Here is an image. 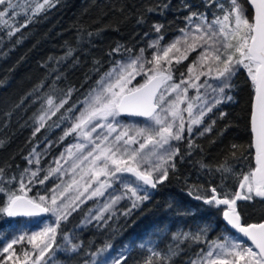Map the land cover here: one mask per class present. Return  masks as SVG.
<instances>
[{"label": "snow or ice", "instance_id": "snow-or-ice-1", "mask_svg": "<svg viewBox=\"0 0 264 264\" xmlns=\"http://www.w3.org/2000/svg\"><path fill=\"white\" fill-rule=\"evenodd\" d=\"M58 3L59 0H35L34 7L30 6V14L25 13L27 22L15 27L11 22L20 15L16 11L20 5L13 0H0V25L8 27V35L11 36L20 27L31 23L35 16ZM205 3L206 6L215 4L221 14H214L209 20L205 13H190L186 17L188 25L180 30L182 34L179 37L164 46L160 44L163 35L151 41L149 47L156 50L151 58L144 55V48L136 55L131 54V49H126L129 55L121 56L102 73L95 87L89 89L79 104L73 103L61 113L60 120H69L71 125L64 130L61 139L75 133L79 142L61 153L55 160V168L49 167L42 178H38L44 171L40 167L34 170L25 168L19 177L7 178L0 169V194L5 197L0 203V216L31 218L51 214L55 218L52 223L41 222L43 226L37 230L20 231L6 242L0 249V255H7L0 258V264H49L51 257L45 258L56 245L61 222L77 211L80 204L104 196L114 183L121 185L123 192L120 195L109 193L108 202L95 214L89 210L86 221L104 220L106 223L104 213L121 199L131 201L130 207L123 212L125 216L147 201L151 196L149 189H156L168 180L170 170L175 171L176 157L183 159L180 142L185 139H188L187 155H191L194 126L196 135L211 131L215 119L209 117L211 123L204 124V118L220 104L233 100L230 93L235 87L234 78L241 70L246 72L254 92L250 116L253 142L250 147L255 150V167L247 174H241L239 190L234 193L225 190L218 194L213 187L210 195H195V199L206 205L226 206L221 210L223 218L241 236L229 234L211 242L204 239L205 248L200 249L189 264H264V223L242 225L237 211V201L264 200V0H249L253 9L251 16L239 0H228L227 7L220 0H205ZM157 10L159 8L148 9L149 12ZM153 27L160 32L163 25ZM112 51L120 53L121 47ZM191 52L197 55L187 66V78L181 72V79L175 82L172 61L180 64L188 59ZM170 53L176 55L170 57ZM162 61L166 63L162 65ZM202 76L206 79L201 82ZM190 88L195 89L192 97L188 96ZM71 93L72 89H69L59 103L52 98L47 99L48 108L38 117L40 127L44 126L46 117L55 116L64 108ZM65 113L72 115L69 117ZM224 115L222 110L218 111V118ZM121 116L140 117L143 121H122L119 119ZM202 124L204 127L201 129L199 126ZM40 127L35 131H40ZM33 155L35 158L28 159V163L39 165V154ZM64 164H69V167L65 169ZM217 171L230 173L231 168L221 165ZM53 175H57L59 183L47 188L44 194L28 195L32 186L45 184ZM65 175L70 179L64 181ZM13 184L17 187L13 188ZM188 194L193 195L191 191ZM24 228L27 229L28 225ZM208 231L205 224L194 231L174 234L176 243L167 252H160L150 242H141L135 247L147 254L144 264H157V261L159 264H172L185 243L201 242ZM25 240L31 245V251L22 249L17 252L14 246ZM62 240V244L56 245L60 251L72 254L81 248L67 235ZM247 241H251V245ZM110 247L106 245V248ZM133 248L125 245L117 255L98 259L105 251L100 249L92 254L91 264H124Z\"/></svg>", "mask_w": 264, "mask_h": 264}, {"label": "trees", "instance_id": "trees-1", "mask_svg": "<svg viewBox=\"0 0 264 264\" xmlns=\"http://www.w3.org/2000/svg\"><path fill=\"white\" fill-rule=\"evenodd\" d=\"M220 2L228 6V0ZM239 2L251 16L246 0ZM34 4L35 0L21 3L16 9L20 15L11 22L13 26L19 27L27 22L25 13L30 14V6L34 7ZM149 8L159 10L149 12ZM192 12L205 13L209 20L214 14H221L215 4L206 6L205 0H59L56 7L41 12L11 36L8 35V27L1 25L0 169H3L4 176L19 177L27 168L33 152L52 139L64 122L60 120L61 113L69 105L79 104L89 89L95 87L102 73L121 56L129 55L126 49H131V54L136 55L144 48L147 57L153 50L149 44L158 36L163 35L160 44L164 46L182 34L180 30L188 25L186 17ZM156 24L163 25L160 32L155 31L153 25ZM118 46L121 52H113ZM196 55V52H191L188 59L180 64L172 61L175 82L181 79V72L187 78V66ZM202 79L206 77L202 76ZM234 84L230 93L233 100L220 104L204 118V124L211 123L209 117L215 119L211 131L199 136L193 134L191 155H187L188 139L180 142L183 159L176 157L175 171L170 170L168 180L156 189H149L151 196L147 201L127 216H113L106 223L81 227L94 206V201H89L62 221L57 230L56 245L67 235L81 248L77 253H58L55 263L87 264L93 253L108 249L106 245H110L116 254L123 246L132 245L133 251L124 264H144L147 254L135 247L141 242H150L160 252H167L176 243L174 234L194 231L206 224L209 227L206 237L199 243H185L172 261V264H189L200 249L205 248L204 239L211 242L229 234L240 237L224 226L221 210L225 207L209 206L195 199L197 194L210 195L213 187L218 194L225 190L234 193L239 190L241 174H247L255 167L250 147L253 88L244 70L234 78ZM69 89L72 93L68 103L40 127L38 117L46 110L47 99L52 98L58 103ZM194 92L190 88L188 96L192 97ZM219 110L225 113L222 118H218ZM38 127L40 131L36 132ZM60 147L61 144L45 160L52 158ZM221 165L230 167L231 172L217 171ZM190 191L193 193L191 196L188 194ZM35 194V188L28 193L29 196ZM4 199L0 194V203ZM237 211L242 225L261 223L264 220V200L237 201ZM32 219L0 216V249L23 222ZM23 244L17 245L15 250L20 252Z\"/></svg>", "mask_w": 264, "mask_h": 264}, {"label": "rangeland", "instance_id": "rangeland-1", "mask_svg": "<svg viewBox=\"0 0 264 264\" xmlns=\"http://www.w3.org/2000/svg\"><path fill=\"white\" fill-rule=\"evenodd\" d=\"M13 1H16L18 3H25L27 0H13ZM1 26V25H0ZM151 48V47H150ZM153 49V48H152ZM156 50L153 49L151 50V54L148 55L147 57L148 58H151L152 54L155 52ZM176 55L175 53H170V57L171 56H174ZM166 62L162 61V65L165 64ZM203 81L202 77H201V82ZM195 91V89H193ZM204 90L201 89V92H203ZM195 95V92L193 93V96ZM171 99V97L169 98ZM59 103V102H58ZM181 107H185V105H182ZM48 108V106L46 107V109ZM210 114V113H209ZM72 113H69L67 116H71ZM185 117H187V113H184ZM48 118L46 117L45 120H47ZM121 119V118H119ZM122 121H132V120H123L121 119ZM39 126H40V122H39ZM70 122L69 120H64V122H62V124L57 128V132H55L54 136L52 139L48 140L40 149H37L35 150L33 153L35 154H39V160H40V163L39 165L33 163V164H29L28 163V166L27 168H31V169H36L37 167H40L42 169H44V171H41L39 173V177L38 178H42L46 172H47V169L49 167H52V168H55L56 167V164H55V160L58 159L61 155V153L65 152V149L72 145V144H75L77 142H79L76 138H75V133L72 134V135H69L67 136L66 138L64 139H61V137L64 136V130L68 127H70ZM204 125H200L199 128H203ZM196 131H197V128L196 126H194V136H199V135H196ZM208 132V131H207ZM207 132H204V134H206ZM187 134V133H186ZM61 144V147L60 149L58 150V152L52 156V158L50 159H47L45 160L49 154L51 153V151L53 149H55L58 145ZM75 151V150H74ZM34 155L32 154L29 159H34ZM45 160L44 164L42 163L43 161ZM61 163L63 164V161H61ZM71 163V161H69V164ZM69 164H64V168L67 169L69 167ZM79 171V170H77ZM59 175V174H57ZM57 175H53L51 176L47 181H45V184L41 185V184H36L34 186H32V189L35 188V192H39L41 194H44L45 193V190L47 188H51L53 187L56 183H59L60 181L57 179ZM70 177L65 175L63 177V180L64 181H67L69 180ZM103 179V178H101ZM134 179V178H132ZM93 187H95V185H93ZM91 191V189H90ZM123 192V188L121 185L119 184H116L114 183L113 184V187L112 188H108L105 193H104V196H98V197H94L93 199H90V200H87L85 203L89 202V201H94V206L90 209L91 212L93 214L97 213L102 207L103 205L108 202V200L110 199L109 197V193H113L115 195H120L121 193ZM73 193H69V195H72ZM83 199V198H82ZM85 203L83 204H80V206L84 205ZM142 204V203H141ZM140 204V205H141ZM131 205V201L128 200V199H121L117 204L113 205L112 208H110L107 212L104 213V217L106 220L109 219V217H117V216H124L123 215V212L126 211ZM139 205V206H140ZM79 206V207H80ZM89 216V212L87 213L86 217L84 218L82 224H81V227H84V226H88L89 224H92V223H102L104 222V220H100V221H97V220H88L86 221V218ZM54 217L51 216V214H47L45 217H33L32 220H27L25 222L22 223V225L19 227V230H17L16 232H14V235L11 237V239L17 235L20 231H34V230H37L39 227H42L43 226V223H52L54 221ZM43 222V223H41ZM25 225H28V228L25 229L24 226ZM238 237V236H237ZM11 239L5 241V243L2 245L1 249L5 246L6 242L10 241ZM24 244V248L22 249H27L29 251H31V245L27 244V241L25 240V242H23ZM63 243V240H61L60 244ZM21 244V243H20ZM59 244V245H60ZM19 245V244H17ZM15 245L14 248L17 246ZM53 251V250H52ZM50 252L48 254V256H46L45 259H49V257H51V259H49V264H58V263H55V257L56 255L59 253V254H63V253H66L64 251H60L57 249V247L54 249L53 252ZM7 254L4 253L2 254L1 256H6ZM117 255L116 253H113L111 251L110 248L108 249H105L103 255H101L100 257H98V259H104L105 257L107 256H115ZM93 258V257H92ZM91 258V260H92ZM91 260L87 263V264H91Z\"/></svg>", "mask_w": 264, "mask_h": 264}, {"label": "water", "instance_id": "water-1", "mask_svg": "<svg viewBox=\"0 0 264 264\" xmlns=\"http://www.w3.org/2000/svg\"><path fill=\"white\" fill-rule=\"evenodd\" d=\"M246 2H247L248 6H249V8L251 9L252 14H253V9L251 8V6H250V4H249V0H246ZM252 103H253V101H252ZM251 110H252V106H251ZM250 116H251V115H250ZM121 118H123V119H140V120H143V118H140V117H135V118H133V117L121 116ZM250 128H251V127H250ZM251 136H252V133H251ZM252 142H253V136H252ZM252 150H253V158H254V163H255V150H254V148H252ZM151 190H154V189H151ZM220 206L226 208V206H224V205H220ZM46 215H47V214H42L41 216H38V217H45ZM15 218H28V217H15ZM31 218H33V217H31ZM222 222H223L224 226H225L230 232H232V233H234V234H237V235L241 236V234L237 233L236 230L233 229V228L231 227V225H229V224L227 223V221L224 220L223 215H222ZM261 223H264V220H263ZM241 224H242V223H241ZM244 239H246V238H244ZM247 243H248L249 245H251V241H247ZM253 247H254V246H253Z\"/></svg>", "mask_w": 264, "mask_h": 264}]
</instances>
